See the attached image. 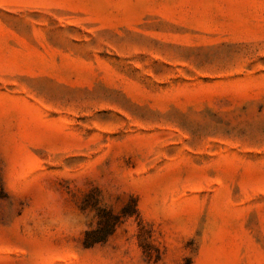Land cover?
I'll return each mask as SVG.
<instances>
[{
    "label": "rangeland",
    "instance_id": "rangeland-1",
    "mask_svg": "<svg viewBox=\"0 0 264 264\" xmlns=\"http://www.w3.org/2000/svg\"><path fill=\"white\" fill-rule=\"evenodd\" d=\"M59 171L85 250L131 219L142 264H264V0H0V226Z\"/></svg>",
    "mask_w": 264,
    "mask_h": 264
},
{
    "label": "clouds",
    "instance_id": "clouds-1",
    "mask_svg": "<svg viewBox=\"0 0 264 264\" xmlns=\"http://www.w3.org/2000/svg\"><path fill=\"white\" fill-rule=\"evenodd\" d=\"M62 172L38 173L23 184L8 185L13 197L29 200L21 216L15 217L9 226H0V241L12 236L13 246L20 249L18 264H57L56 256L70 257L68 264H142L135 222L131 219L117 229L106 245L89 250L80 246L78 242L87 230L91 213L82 214L57 188L56 180L66 178ZM116 174L121 185L118 171ZM82 178L76 179L81 188Z\"/></svg>",
    "mask_w": 264,
    "mask_h": 264
},
{
    "label": "trees",
    "instance_id": "trees-1",
    "mask_svg": "<svg viewBox=\"0 0 264 264\" xmlns=\"http://www.w3.org/2000/svg\"><path fill=\"white\" fill-rule=\"evenodd\" d=\"M131 212L130 214H133ZM125 215V213H123ZM107 219L104 222V218ZM99 224L97 228L89 230L84 239V245L87 248L93 247L95 244L104 242L115 230V228L121 223L120 216L113 215L109 211H103L99 214Z\"/></svg>",
    "mask_w": 264,
    "mask_h": 264
}]
</instances>
